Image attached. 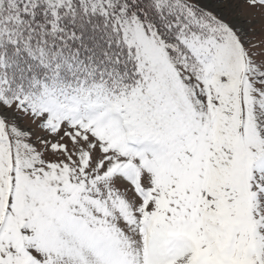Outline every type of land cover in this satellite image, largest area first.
<instances>
[{"label": "snow or ice", "instance_id": "snow-or-ice-1", "mask_svg": "<svg viewBox=\"0 0 264 264\" xmlns=\"http://www.w3.org/2000/svg\"><path fill=\"white\" fill-rule=\"evenodd\" d=\"M0 264H264V0H0Z\"/></svg>", "mask_w": 264, "mask_h": 264}]
</instances>
